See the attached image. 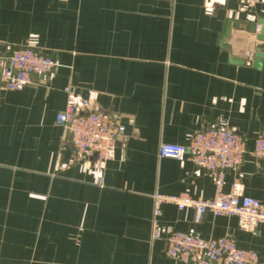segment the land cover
Masks as SVG:
<instances>
[{"label":"crops","instance_id":"crops-1","mask_svg":"<svg viewBox=\"0 0 264 264\" xmlns=\"http://www.w3.org/2000/svg\"><path fill=\"white\" fill-rule=\"evenodd\" d=\"M225 20H264V0H0V73L19 48L56 64L21 91L0 83V264H182L151 240L152 197L210 200L215 174L160 159L158 148L211 128L245 141L223 193L235 183V195L264 202V160L252 155L264 136V41L258 26H240L221 48ZM66 88L124 127L102 172L55 125ZM193 216L163 206L161 235L229 237L264 256L262 226L243 232L233 217Z\"/></svg>","mask_w":264,"mask_h":264},{"label":"built area","instance_id":"built-area-1","mask_svg":"<svg viewBox=\"0 0 264 264\" xmlns=\"http://www.w3.org/2000/svg\"><path fill=\"white\" fill-rule=\"evenodd\" d=\"M244 1L248 6L254 3V0ZM248 58L252 56L248 55ZM55 67L49 56L30 48H19L4 60L0 83L4 90L18 92L33 84V77L44 83ZM64 94L65 107L56 115L55 125L68 134L78 159L86 164L93 163L102 172L123 137L124 127L95 113L91 103L76 97L71 89L66 88ZM244 155L245 141L226 126L196 132L186 145L160 144V159L189 162L197 169L215 174L214 196L210 200H195L186 195H153L151 240L165 242L167 258L182 264H264V256L253 250L238 248L229 237L204 240L195 234L178 231L162 236L158 223L162 207L172 205L180 210L191 209L195 223H199L206 214H211L214 217L235 218L238 229L243 232H250L256 226L264 228V202L235 195V183L230 186L229 193H223L224 173L236 171ZM252 155L264 160V136L254 140ZM97 185H103L102 177L98 178Z\"/></svg>","mask_w":264,"mask_h":264},{"label":"water","instance_id":"water-1","mask_svg":"<svg viewBox=\"0 0 264 264\" xmlns=\"http://www.w3.org/2000/svg\"><path fill=\"white\" fill-rule=\"evenodd\" d=\"M240 26H244L245 30L249 33H254L256 27H259V34L257 36V40L264 41V20H259L256 24H242L241 22L234 21V20H225L223 24L222 31L218 36V44L223 49H228L226 45V41L230 37V33L233 29H238ZM263 58L262 53H258L255 55L254 59V67L259 69L261 67V60Z\"/></svg>","mask_w":264,"mask_h":264}]
</instances>
